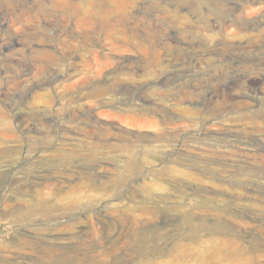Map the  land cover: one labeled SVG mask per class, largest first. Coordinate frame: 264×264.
Returning <instances> with one entry per match:
<instances>
[{
    "label": "rangeland",
    "instance_id": "rangeland-1",
    "mask_svg": "<svg viewBox=\"0 0 264 264\" xmlns=\"http://www.w3.org/2000/svg\"><path fill=\"white\" fill-rule=\"evenodd\" d=\"M89 87L88 117L73 99ZM260 134L264 0H0V242L63 248L0 245V264H264ZM64 160L90 175L77 221L56 212L79 192L80 178L54 188ZM66 225L90 230L75 256Z\"/></svg>",
    "mask_w": 264,
    "mask_h": 264
},
{
    "label": "bare ground",
    "instance_id": "bare-ground-1",
    "mask_svg": "<svg viewBox=\"0 0 264 264\" xmlns=\"http://www.w3.org/2000/svg\"><path fill=\"white\" fill-rule=\"evenodd\" d=\"M15 39V38H14ZM8 45V44H7ZM93 48V47H92ZM72 50V49H71ZM69 52V51H68ZM228 56V55H227ZM241 75H244V77L246 78L245 81L247 80L248 83L250 84H255L256 82H258L261 74H254V73H250L248 75H246L245 73H242ZM223 77V76H222ZM88 78V77H87ZM84 80H88V79H84ZM238 80V79H237ZM90 81V80H89ZM226 86L227 88H229V96L233 99H237L242 97L245 93L239 92V91H235L233 90L234 83L235 81H233V79H226ZM101 83V82H100ZM90 86V85H89ZM223 86V85H221ZM236 86V85H235ZM221 88V87H220ZM106 91V87L102 86V85H96L95 87L92 88V92L91 95H102L104 94V92ZM185 94L184 96H187V90H184ZM249 92V91H248ZM209 93V97H214L215 93H213V91L208 92ZM219 93V92H218ZM78 94V93H77ZM246 96V95H244ZM90 97V87L88 89V91L82 95H79V98L75 97L73 99V101H78L76 108L78 110H80L83 114H88V117L90 116V113L86 111L85 107H84V101H80L82 100V98H89ZM179 98H183L181 95L179 96ZM196 102V101H195ZM73 109V108H72ZM90 110V109H89ZM88 110V111H89ZM182 110H188L185 107H182ZM79 112V111H78ZM76 115V114H75ZM80 116V114H79ZM226 118V117H225ZM257 119V118H256ZM245 121V120H243ZM236 126V125H235ZM229 131V130H228ZM75 133V132H73ZM164 133H166V131H164ZM203 133H206V131H204ZM236 133V132H234ZM243 134V133H242ZM172 135L176 136L178 134L176 133H172ZM239 135L237 134H233L228 133L224 135V139L228 140L229 143H233L234 141H238ZM76 138H81V137H76ZM211 139V138H210ZM249 139H251V137H249ZM252 140H258V146L260 147L259 149L264 148V134H260V136L258 137H253ZM242 143V142H241ZM239 144V143H238ZM224 145V144H223ZM222 145V146H223ZM230 145V144H229ZM228 146V145H227ZM217 148V147H216ZM165 149V148H164ZM226 149V148H225ZM231 149V148H230ZM195 150V149H194ZM201 150V149H200ZM207 150V149H206ZM257 150V149H256ZM185 153V152H184ZM222 153V152H221ZM234 153H232L233 155ZM224 155H226L224 153ZM229 155V154H228ZM223 156V155H222ZM260 156V155H258ZM234 157V156H233ZM239 158V157H238ZM220 160V159H219ZM228 160V159H227ZM258 160V158H257ZM261 160V159H260ZM242 161V160H241ZM246 162V161H244ZM258 163V162H257ZM78 164V163H77ZM62 165L64 166L63 169L60 170L61 172V177H59V179L57 181H55V187L54 188H59L61 186H63V184H71L72 182L68 181L69 179L73 180L74 178H80V184L77 185V190L79 191L77 194L71 195L68 200L63 201L61 205H59L60 207L58 208V210L56 212H58L60 209H64L65 212H68V215H70L68 217V221L69 220H78L79 216L83 213L86 214V210L85 208L88 206L86 203L84 206H81L83 204V201H85L86 197H89V193H90V175L86 174V173H81L80 169H75V168H71L68 171V168L66 166V161H62ZM66 166V167H65ZM136 168V170L134 169L132 175H135V173H137L139 171V169H137V167H139L138 162L136 161L134 163V166ZM68 171V172H67ZM87 172L90 173V167L87 166ZM83 174L82 176L79 177H74L77 174ZM68 178V179H67ZM35 180V179H34ZM38 181H40V178L37 179ZM32 181V180H31ZM38 181H34V182H38ZM121 183H123L124 179H120ZM198 182V181H197ZM89 191V192H88ZM238 199V198H237ZM235 200V199H234ZM240 201V200H239ZM248 209V208H247ZM146 211H151V209H148ZM247 211V210H246ZM41 212H45V208L42 209ZM63 212V211H61ZM246 213V212H245ZM120 219H122L120 217ZM66 227L68 229L73 230L72 234L69 236V239L72 240V245L75 244L73 247L69 248V250L66 251L67 255H72L75 256V249L78 246H83V245H87L86 247H88L90 244V230H84L83 228L80 229H72L70 228V225H66ZM97 232L94 233L95 236H99L100 232H102V230L100 231L98 227H96ZM105 231L107 232H112L113 230H120L121 226L114 224L113 222H109L107 225L104 226L103 228ZM139 229L137 227H130V235L132 237L129 238H121L120 240H118L121 244L122 247L127 248L131 247L134 245L135 242H137V238L136 235L138 233ZM49 233V232H48ZM52 234V233H51ZM112 238V237H111ZM114 239L117 238L115 237ZM57 240V237L54 238V236H51L50 234L46 235V236H39V238L36 239H27V240H22L20 237L14 235L10 238L9 241H1L0 245L2 246V251L1 254L5 255V256H10V257H15V256H19L17 254H19V251L17 249H14V247L16 245H18L19 241L21 242L22 247L27 248L31 254L36 255V256H40V257H47L48 258H52V255L54 256L55 253L57 252V250L59 251L60 249H63L62 247L56 245V243L54 241ZM113 242V240H111ZM116 243V242H115ZM114 242L110 244L109 249H112L113 251H116L117 247L116 244ZM119 243V244H120ZM113 244V245H112ZM120 244V245H121ZM135 248V247H134ZM133 249V248H132ZM25 250V249H23ZM65 252V251H63ZM74 252V253H73ZM23 256V255H21ZM19 256V257H21ZM18 257V258H19ZM23 258V257H21ZM46 259V260H47ZM23 261V260H22Z\"/></svg>",
    "mask_w": 264,
    "mask_h": 264
}]
</instances>
